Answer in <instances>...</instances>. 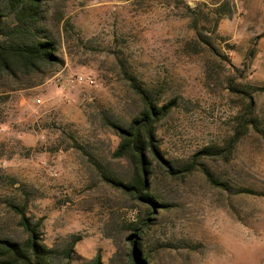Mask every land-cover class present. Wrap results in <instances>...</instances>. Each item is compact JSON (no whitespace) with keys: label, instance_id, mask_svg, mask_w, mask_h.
Masks as SVG:
<instances>
[{"label":"rangeland","instance_id":"374dc122","mask_svg":"<svg viewBox=\"0 0 264 264\" xmlns=\"http://www.w3.org/2000/svg\"><path fill=\"white\" fill-rule=\"evenodd\" d=\"M42 12L57 63L0 77V241L25 243L22 209L52 264H131V239L143 264H264V0H43ZM135 89L175 101L154 126L174 169L231 146L178 178L151 159L149 193L166 207L154 213L104 181L134 176L108 124L142 111Z\"/></svg>","mask_w":264,"mask_h":264},{"label":"trees","instance_id":"16d2710c","mask_svg":"<svg viewBox=\"0 0 264 264\" xmlns=\"http://www.w3.org/2000/svg\"><path fill=\"white\" fill-rule=\"evenodd\" d=\"M42 4L43 0H0V77L14 78L17 74H38L43 68L57 63L54 43L43 41L38 36L42 31L44 19ZM10 16L13 22L12 26L8 27L6 21ZM135 92L143 108L128 128L108 124L120 139L115 157L128 159L133 166L134 176L127 183L110 178H104V181L154 213L166 207L160 205L149 193L148 181L152 160L169 177L178 178L189 174L199 158L225 159L231 146L217 152L201 151L194 156L188 168L182 171L174 169L170 162L163 158L158 148L154 126L171 112L175 101L158 105L147 94L136 89ZM251 107L250 102L248 109ZM17 214L20 217L19 226L25 232L27 240L24 244L0 241V264H52L49 257L51 252L40 242L38 227L31 226L22 209L17 210ZM143 225L147 227V224ZM130 243L131 264H143L136 241L131 239ZM66 253L69 258L72 247ZM85 264H100V261L96 258L93 262Z\"/></svg>","mask_w":264,"mask_h":264},{"label":"built area","instance_id":"2783aa9c","mask_svg":"<svg viewBox=\"0 0 264 264\" xmlns=\"http://www.w3.org/2000/svg\"><path fill=\"white\" fill-rule=\"evenodd\" d=\"M77 80H78L79 82H83V79H82V78H77Z\"/></svg>","mask_w":264,"mask_h":264}]
</instances>
